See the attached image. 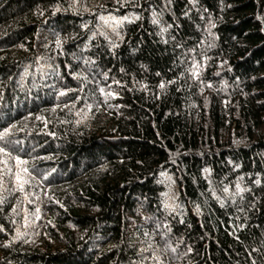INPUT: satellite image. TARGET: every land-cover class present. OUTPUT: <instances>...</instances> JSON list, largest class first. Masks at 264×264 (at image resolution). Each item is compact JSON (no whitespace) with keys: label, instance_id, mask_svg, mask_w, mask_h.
<instances>
[{"label":"trees","instance_id":"1","mask_svg":"<svg viewBox=\"0 0 264 264\" xmlns=\"http://www.w3.org/2000/svg\"><path fill=\"white\" fill-rule=\"evenodd\" d=\"M98 1L0 0V264H264V0Z\"/></svg>","mask_w":264,"mask_h":264},{"label":"snow or ice","instance_id":"2","mask_svg":"<svg viewBox=\"0 0 264 264\" xmlns=\"http://www.w3.org/2000/svg\"><path fill=\"white\" fill-rule=\"evenodd\" d=\"M117 2H119V0H117ZM114 19H115L114 17H109L108 20H105V23H108L109 20H114ZM124 20H127V17H125ZM121 23H123L122 20H116L115 26H112L113 31H116V26H118ZM153 23H159V21L154 18ZM59 43L60 42L57 41V45H59ZM196 68H197V65L194 64L193 68L190 69V71H192L194 75L197 74L195 71ZM105 78H107V77H105ZM115 83L119 84V81H115ZM159 87L161 89H163L165 87V84L161 83L159 85ZM99 91L102 94L105 93L104 88H100ZM59 95L60 96H66L67 93L61 91V92H59ZM105 95H106V99H107L108 96H111L113 94L112 93H106ZM0 100H3L2 94H0ZM66 107H67V105H66ZM0 115H2V113H0ZM14 128H15V125H12L11 127H6L2 131H0V155L7 158L4 161H2V163L5 165V168H6L5 175L12 173V169L7 167L8 160H14L15 161L16 171H15L14 175H15V181H16V188L12 189V191L14 192L16 190H19V191L23 192L25 185L29 184L36 177L32 175V173L29 171V169L27 167H24V165H27V163H28L27 160L21 159L19 155H16V156L12 155L13 152L24 151V149L22 148V141L10 138V137L15 135L13 132ZM14 146H21V147H14ZM32 171L36 172L37 175H42L38 169L34 168ZM53 171H55V170H53ZM25 176H27V179H25ZM2 179H3V177H0V182H2ZM43 179L47 180L48 178L46 176H44ZM237 188H238V191H243V189H239V186H237ZM224 191L227 192L228 189L225 188ZM0 203H3V201L0 200ZM13 211H15V209H13ZM39 211H40V209L36 208V212H39Z\"/></svg>","mask_w":264,"mask_h":264},{"label":"rangeland","instance_id":"3","mask_svg":"<svg viewBox=\"0 0 264 264\" xmlns=\"http://www.w3.org/2000/svg\"><path fill=\"white\" fill-rule=\"evenodd\" d=\"M93 2H95L97 4L99 3L98 0H93ZM74 5L77 8L85 7V5H82L81 2H77ZM102 16H103L102 17L103 19L101 18V22H100V26H99L100 32L105 33L106 35H108L112 39L117 38V26H116V31H113L112 26H115V21L116 20H122V19L117 17V15L114 14V13H112V14H104ZM109 17H114L115 19L114 20H109L108 23H105V20H108ZM171 186H172L171 187L172 190H171V194L169 196V203L172 204V206H175V205H177V186H176L175 183H173V181H172ZM234 188H235L234 189L235 191L238 190L237 187H234ZM178 204H179V202H178Z\"/></svg>","mask_w":264,"mask_h":264}]
</instances>
